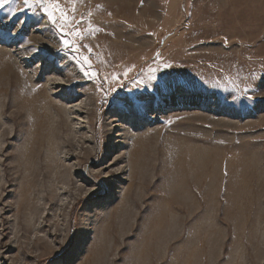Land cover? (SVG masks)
Instances as JSON below:
<instances>
[{
	"label": "rangeland",
	"instance_id": "rangeland-1",
	"mask_svg": "<svg viewBox=\"0 0 264 264\" xmlns=\"http://www.w3.org/2000/svg\"><path fill=\"white\" fill-rule=\"evenodd\" d=\"M48 10L0 9V264H264V0Z\"/></svg>",
	"mask_w": 264,
	"mask_h": 264
},
{
	"label": "bare ground",
	"instance_id": "bare-ground-1",
	"mask_svg": "<svg viewBox=\"0 0 264 264\" xmlns=\"http://www.w3.org/2000/svg\"><path fill=\"white\" fill-rule=\"evenodd\" d=\"M52 85H56L57 86L59 84L54 81V82H52ZM46 88L42 87V88H39V89L32 90L35 96H33L32 100L30 102V110L33 113L34 112L37 113L38 117L40 118V120H44V119L53 117L54 112L58 113V114L60 113V114H62L64 116V118H62V122L65 123V124H69L70 121L68 120V118H69L68 116L72 115V114H76L77 115V113H79V111L78 110H74L73 108H71L72 106L69 107V106H64V105H61V104H55L54 102H52L50 97H49V93H51V92L48 91L49 89L47 90ZM41 92H44V94H40ZM61 97L64 99V98H66V95L61 96ZM73 139L74 138L68 134V136L65 137V142L68 143V144H73ZM21 174H22V172L20 170H17V172L14 174L11 171H8L7 167H5V177H6L7 183L5 185H3L2 187H0V198L1 199L4 197L5 192L7 191V188H8V185H9L10 181L13 180L15 175L16 176H20ZM22 191H25V187L23 188ZM48 197H50V196H48ZM21 213H22V209L19 207L18 210H17L18 216L21 215ZM4 228H5V231H6L7 227H4ZM21 228L25 229L26 231L29 232L28 228H30V227H28V225H25V226H21L20 229ZM4 236L6 238L8 236V233H6ZM7 245H9V244L6 243V246Z\"/></svg>",
	"mask_w": 264,
	"mask_h": 264
},
{
	"label": "snow or ice",
	"instance_id": "snow-or-ice-1",
	"mask_svg": "<svg viewBox=\"0 0 264 264\" xmlns=\"http://www.w3.org/2000/svg\"><path fill=\"white\" fill-rule=\"evenodd\" d=\"M12 0H0V9H3L6 5L10 4ZM24 3L28 5L29 7H39L42 10V13L44 16H47L49 21L53 24L56 25L60 22V18L55 16L54 12H50L48 10L49 7V0H34V3H31L30 0H24ZM63 34V33H62ZM67 35V34H65ZM64 44L69 45V47H72L70 44L69 40L65 38L62 41ZM87 57L83 58L82 62H86ZM85 75H88L87 72H85Z\"/></svg>",
	"mask_w": 264,
	"mask_h": 264
}]
</instances>
